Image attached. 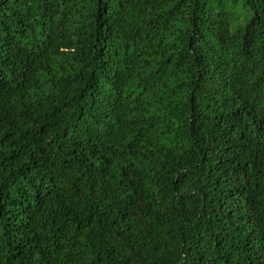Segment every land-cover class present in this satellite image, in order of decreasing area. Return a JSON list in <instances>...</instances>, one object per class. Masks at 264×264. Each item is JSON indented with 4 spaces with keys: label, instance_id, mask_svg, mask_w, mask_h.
<instances>
[{
    "label": "trees",
    "instance_id": "16d2710c",
    "mask_svg": "<svg viewBox=\"0 0 264 264\" xmlns=\"http://www.w3.org/2000/svg\"><path fill=\"white\" fill-rule=\"evenodd\" d=\"M0 264H264V0H0Z\"/></svg>",
    "mask_w": 264,
    "mask_h": 264
}]
</instances>
